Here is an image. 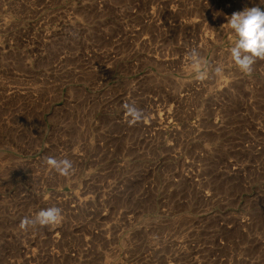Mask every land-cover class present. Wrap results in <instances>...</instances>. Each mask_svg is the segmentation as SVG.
<instances>
[{"label": "rangeland", "instance_id": "rangeland-1", "mask_svg": "<svg viewBox=\"0 0 264 264\" xmlns=\"http://www.w3.org/2000/svg\"><path fill=\"white\" fill-rule=\"evenodd\" d=\"M253 6L0 0V264H264V57L227 25Z\"/></svg>", "mask_w": 264, "mask_h": 264}, {"label": "clouds", "instance_id": "clouds-1", "mask_svg": "<svg viewBox=\"0 0 264 264\" xmlns=\"http://www.w3.org/2000/svg\"><path fill=\"white\" fill-rule=\"evenodd\" d=\"M228 27L235 34V43L230 56L241 71H249L256 57H264V8L246 7L227 18ZM133 111V114H136ZM49 165L61 172L67 171L68 161L48 160ZM59 209L41 210L36 220L41 224L53 223L59 218Z\"/></svg>", "mask_w": 264, "mask_h": 264}]
</instances>
